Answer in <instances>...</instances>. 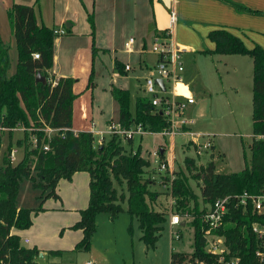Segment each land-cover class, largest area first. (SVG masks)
Returning <instances> with one entry per match:
<instances>
[{"label":"trees","instance_id":"1","mask_svg":"<svg viewBox=\"0 0 264 264\" xmlns=\"http://www.w3.org/2000/svg\"><path fill=\"white\" fill-rule=\"evenodd\" d=\"M9 16L18 60L12 73L10 46L0 34V147L5 131L11 138L13 131L22 127L23 136L17 145L24 147V155L14 163L11 158L14 145L10 141L0 165V264L2 261L40 264L42 249L36 245L26 246L15 230L30 228L34 215L44 210L46 199H61L57 192L59 181L63 178L72 180L77 171L89 173L90 196L87 207L79 210V219L71 225V228L83 232V237L76 243V250L91 248L99 213L109 212L117 216L125 210L123 203L126 202V211L139 220L141 239L147 246H156L171 212L178 213L181 220L194 229L193 250L189 253L172 251L170 264H224L219 253L206 249L203 216L219 197L245 192L264 194V137H259L264 135V48L260 45L249 48L240 37L225 28L211 31L209 36L216 43L214 53L247 54L254 59L251 157L248 160L245 154L246 166L242 170L223 173L217 170L213 158L216 155L215 144L212 158L205 164H197L194 157L186 156L185 167L175 169L173 187L167 189L174 199L172 206L167 207L158 203L160 192L151 188L156 179L150 174L153 172L152 163L143 156L141 145L134 150L122 144L123 138L129 144L133 143V138L114 133L100 143L90 130L75 132L71 129L73 103L77 97L73 89L75 79L61 76L54 83V76L47 72L54 63L56 29L39 24L35 4L14 1ZM88 20L94 34L96 22L93 13L88 14ZM96 51L97 48H93V54ZM35 53L39 57H35ZM116 66L125 73V65L116 62ZM38 73L47 81H38ZM92 84L91 76L89 86ZM111 92L119 103L122 127L142 124L145 130L158 132L169 125L160 113L153 112L149 96H138L133 109L129 89L114 86ZM47 126L67 130L49 138L44 130ZM34 135L36 143L32 139ZM45 145H49V149H45ZM186 147L190 148L191 144H186ZM24 178L34 180L35 186L43 189L39 207L17 205ZM194 180L198 182L200 193L193 187ZM117 184L126 186V198L123 191L119 193ZM158 205L161 208H156ZM255 223L264 225V213L256 212L250 200L246 206L232 202L222 225L214 230V234L224 237L229 250L224 253L226 259L238 256L241 264H263L256 254L262 240L253 230ZM47 253L62 256L63 251L50 249Z\"/></svg>","mask_w":264,"mask_h":264},{"label":"crops","instance_id":"2","mask_svg":"<svg viewBox=\"0 0 264 264\" xmlns=\"http://www.w3.org/2000/svg\"><path fill=\"white\" fill-rule=\"evenodd\" d=\"M15 1L35 4L39 24H46L58 30L55 38L54 63L51 68L47 69V72L56 80L61 76H71L75 79L73 89L77 97L73 103L72 127L75 132L82 131L80 128L90 131L107 129L106 125L96 129L92 125L85 126L79 123L80 116L82 119H88L91 115L95 118L97 115H103L105 111L100 101L97 104V109L94 106L93 96L100 79L111 77L110 85L103 86L105 89L109 88L110 91L114 86L129 89L130 93L134 91L135 103L138 96L147 95L145 79L129 76L128 71L133 70L135 64L139 65L141 71H149L152 68L150 58L153 50L149 48L152 41L154 43L156 36H160L158 33L170 32L171 42L176 47L183 49V62L186 56L191 58L189 55H193L195 63L202 59L200 57L203 54L205 57L219 55L221 58H218L217 61L221 64L224 63V67L236 69V62L245 63L252 66L253 73L254 59L252 56L214 53L216 43L209 35L214 29L225 28L240 37L249 48L255 45L264 48V0H50L49 4L47 0L44 7L42 0L38 3L36 0ZM89 13H93L95 16L94 34L88 20ZM172 13H175V22H172ZM67 28L69 31L66 30ZM131 37L134 38V43L130 45L132 50L127 45ZM95 47L97 51L93 54ZM225 56H232L230 63L229 58ZM155 61L157 63L158 55ZM116 62H120L122 65L129 64L131 69L125 68V73H121ZM14 71L15 68L12 73ZM195 72L196 74L193 76L192 70H187L186 66L184 78L196 96L198 95L196 81L198 80L200 84L202 82V88L204 87V78L201 76L200 67L195 66ZM91 76L93 84L89 86ZM118 81L125 85L120 83L117 86ZM85 90L91 91L92 97L89 94L79 97L81 92L85 93ZM201 101H203L202 98L200 100L196 96V102L186 111V115L192 120L189 128L194 132L209 133L215 136L212 131L191 128L196 119L190 116L199 111ZM109 114L111 118L110 121L108 120L109 123L112 122L115 115L118 114L119 118V103L115 98L112 100ZM89 182L90 175L86 171L75 172L72 180L61 179L57 187L61 199H46L43 203L44 210L34 215V221L39 218V222L37 226L33 223L35 225L33 227H48L50 223L55 227L57 221L47 219L51 216H59L57 219L60 220L58 222L60 226H69L79 219V210L87 207L89 202ZM38 200L41 201L40 198ZM182 222L181 225H183ZM36 231L35 229L31 232L33 238L27 237L29 239L27 244L33 242L40 244L42 253L45 255L51 248L43 247L48 246L46 245L48 243H44L42 237L36 235ZM15 232L18 233L19 230H15ZM22 242L25 243V238L22 239ZM54 246L59 245L56 242ZM90 259L107 262L102 258L91 257Z\"/></svg>","mask_w":264,"mask_h":264},{"label":"rangeland","instance_id":"3","mask_svg":"<svg viewBox=\"0 0 264 264\" xmlns=\"http://www.w3.org/2000/svg\"><path fill=\"white\" fill-rule=\"evenodd\" d=\"M15 0H0V34L6 44L10 46V53L12 58V65L15 68L18 60V49L16 46L15 37L13 34V25L9 16V10ZM26 1V0H25ZM43 7L46 6L47 0H42ZM50 0H48L49 4ZM58 32V30L56 29ZM153 41L150 48H153ZM156 53L151 54L150 62L152 67L156 64ZM186 56L184 59V65L187 66V70H192V75L196 74L195 66L200 67L201 76L204 78V87L201 88L199 81H196L198 86L197 98L201 101L200 109L191 118L196 119L195 123L191 126L193 130H206L212 131L215 141V153L213 155L216 162L217 170L223 173H231L240 171L246 166L245 154L249 160L251 157L250 144L252 142L253 135V121H252V75L253 68L251 65L245 63L236 62V69L224 67V63L217 61L218 56L208 57L203 54L200 60L195 63L193 55ZM226 57V56H225ZM232 56L229 58V63ZM212 58H216L215 60ZM249 58V57H247ZM186 60V61H185ZM225 62L224 59H222ZM195 63V64H194ZM12 68V70H13ZM11 70V72H12ZM154 70L152 68L148 71L140 70L139 65L135 64L133 70L128 71L129 76H136L140 79H145ZM188 71L186 72V74ZM107 75L110 73H106ZM156 76V71L154 73ZM127 76V75H125ZM189 76V75H188ZM111 77L100 79L98 87L94 93V106L97 109V104L100 101L102 107L105 108L103 115L89 116L88 119L79 118V123L85 126L92 125L93 121L96 122L94 128L99 129L108 126L110 123L109 111L112 100L114 97L109 88L105 89L103 86H109ZM137 80V79H136ZM134 81V80H133ZM119 83V84H118ZM117 86L125 85L121 81H118ZM144 92L143 90L141 91ZM80 93L79 97L89 94L92 97L91 91L85 90V93ZM134 91L131 93V108L134 109L135 99ZM147 95H149L147 93ZM190 115V114H189ZM112 122L119 123L118 114L111 120ZM88 122V123H87ZM109 123V124H108ZM86 130V128H80ZM97 137L99 136L96 134ZM111 134H107L105 137H109ZM23 136V130H14L11 138L8 131H5L3 141L0 147V165L3 163V157L7 150L8 144L13 142L14 153L13 162L17 163L22 157L24 147L17 145V141ZM190 135L177 134L175 136L174 145L170 136H164L160 132H146L142 136L139 134L134 135L133 143L129 144L126 138H123L122 144L128 149L136 150L141 145L142 154L149 159L152 163L150 174L155 175L156 181L151 184V188L158 190L160 193L158 198L159 204H164L167 207H171L174 199L168 190L161 183L159 177V166L155 162L153 152L161 146H166L169 150L172 149L175 155V168H184V159L186 156L194 157L198 164H205L210 160L211 152L207 151L202 156H198L195 153L194 148H186L185 145L189 143ZM213 152V151H212ZM166 156H170V152L166 153ZM37 175V172L34 171ZM39 180V177H37ZM197 181H193L194 189L200 193V188L197 186ZM120 192H124L125 198L128 195L126 186L121 187L117 184ZM43 189L36 187L34 180L24 178L20 185V190L17 198V205L19 207H39L41 201L38 197L42 194ZM58 192V191H57ZM87 192V191H85ZM59 193V192H58ZM61 201V200H60ZM173 201V202H172ZM35 205V206H34ZM125 207L124 211H121L117 216H112L109 212H101L96 217V231L93 234L91 240V248L76 250V243L83 237L81 229L71 228L77 220L73 223L60 226L58 223L59 216H51L47 218L51 221H57V225L54 227L50 223L48 227L39 228L33 227L38 225V219L34 221V224L27 229L19 230L18 234L22 239L33 238L31 232L35 229L36 235L42 237L44 243H48L43 246L51 249H59L63 251L62 256H52L46 252L43 257L40 255V264H49L56 262L57 264H85L91 257L102 258L110 264H170L171 252H191L193 250L194 229L190 224L171 225L170 215L167 222L163 224V228L160 232L157 244L155 247L147 246L141 239L142 230L140 228L139 220L136 217H131L126 211L127 203H123ZM158 205L156 208H161ZM71 211V209H69ZM57 229V230H56ZM56 230V232H55ZM46 239V240H45ZM46 241V242H45ZM57 242V245L54 246ZM36 243V242H35ZM28 247L36 245L40 248V244H27ZM50 250V249H48Z\"/></svg>","mask_w":264,"mask_h":264},{"label":"built area","instance_id":"4","mask_svg":"<svg viewBox=\"0 0 264 264\" xmlns=\"http://www.w3.org/2000/svg\"><path fill=\"white\" fill-rule=\"evenodd\" d=\"M172 22H175V13H172ZM166 33L165 35L156 36L153 43V52L158 55L157 63L152 67V72L145 78V91L148 93L151 104L153 106V112L160 113L167 121L168 126L158 131L164 136H170L172 145H174L175 136L177 134L190 135L189 143L194 148L195 153L198 156H202L205 152L213 151L214 135L209 133L194 132L189 128V124L192 122L186 115L187 109L196 102V96L191 90L190 86L186 83L184 78L185 65L182 58L183 49L176 47L171 42V35ZM134 43V38L131 37L127 43L129 49L131 44ZM35 57H39L38 53L34 54ZM126 69H131L129 64L125 65ZM156 71V76L154 75ZM157 78L163 80V85L156 81ZM54 83L57 81L52 80ZM96 126L93 122L92 127ZM17 129L23 130L22 127ZM72 129V128H71ZM48 137L52 138L58 133H64L67 128L50 127L44 128ZM63 131V132H62ZM92 131V130H91ZM95 134H98V141L103 142L107 134L118 133L128 138H133L134 135H143L146 132H155L151 130H145L142 124H138L131 128H124L120 123L111 122L106 130H93ZM259 137H264L261 135ZM33 142H37V137L33 136ZM45 149H49V145H45ZM170 152V156L167 157L166 153ZM13 153L11 158L13 159ZM162 154L165 157L162 158ZM155 162L158 163L160 172V181L166 189L171 190L173 182L175 180V155L172 149H168L165 145L163 148H158L153 152ZM155 179V175H153ZM252 202L254 210L258 213H264V194H249L245 192L237 195H226L217 198L214 203L209 207L208 211L203 216L204 234L207 240L206 249L212 253H219L221 255L220 261L224 264H241V259L238 256L226 259L224 253H228L229 250L225 245L224 237L214 234V230L220 227L223 223L226 213L229 211L232 202H236L237 205L242 204L246 206L249 202ZM173 202V201H172ZM174 203V202H173ZM172 203V204H173ZM171 204V206H172ZM171 224L177 225L182 222L178 213L171 212ZM254 232L262 240V245L257 249L256 254L260 261L264 264V225L255 223L253 225ZM29 239L25 238V243H28ZM1 264H11L8 261H2ZM85 264H109L107 262H101L94 259H89ZM199 264H205L200 262Z\"/></svg>","mask_w":264,"mask_h":264},{"label":"water","instance_id":"5","mask_svg":"<svg viewBox=\"0 0 264 264\" xmlns=\"http://www.w3.org/2000/svg\"><path fill=\"white\" fill-rule=\"evenodd\" d=\"M37 80L42 81V82H46L47 78L44 75H42L41 73H38L37 74ZM156 81L158 83H160L161 85H163V80L161 78H157ZM182 224L185 225L186 221H183ZM41 256L43 257V253H41Z\"/></svg>","mask_w":264,"mask_h":264}]
</instances>
